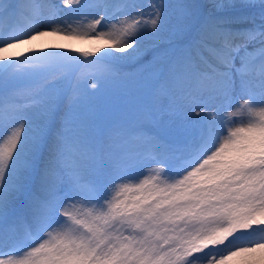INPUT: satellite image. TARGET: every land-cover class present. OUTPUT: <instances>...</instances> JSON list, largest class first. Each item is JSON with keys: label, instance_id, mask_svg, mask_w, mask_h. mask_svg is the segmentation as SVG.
Returning a JSON list of instances; mask_svg holds the SVG:
<instances>
[{"label": "snow or ice", "instance_id": "obj_1", "mask_svg": "<svg viewBox=\"0 0 264 264\" xmlns=\"http://www.w3.org/2000/svg\"><path fill=\"white\" fill-rule=\"evenodd\" d=\"M0 264H264V0H0Z\"/></svg>", "mask_w": 264, "mask_h": 264}, {"label": "rangeland", "instance_id": "obj_2", "mask_svg": "<svg viewBox=\"0 0 264 264\" xmlns=\"http://www.w3.org/2000/svg\"><path fill=\"white\" fill-rule=\"evenodd\" d=\"M170 37L167 33L161 35L157 47L160 51L161 59H164V54L166 49L168 48V40ZM82 71H90V69L83 67L81 68ZM122 74H125L131 78H135L137 80H142L145 78L146 74L141 73L138 70V66L135 64H126L122 70ZM136 96V91L133 87H125L122 85H109L107 87V98L111 101H114L118 106H127L134 102Z\"/></svg>", "mask_w": 264, "mask_h": 264}]
</instances>
